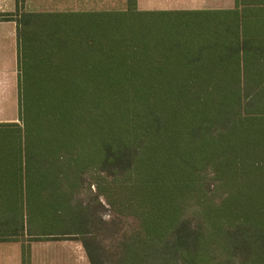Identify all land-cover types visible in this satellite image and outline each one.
Wrapping results in <instances>:
<instances>
[{
	"label": "trees",
	"instance_id": "obj_1",
	"mask_svg": "<svg viewBox=\"0 0 264 264\" xmlns=\"http://www.w3.org/2000/svg\"><path fill=\"white\" fill-rule=\"evenodd\" d=\"M17 14L0 12V20ZM61 14H79L88 23L86 48L99 55L105 47L91 33H103L102 26L124 15L198 17L206 22L207 43L175 67H166L164 60L139 68L99 63L84 71L54 67L22 75L19 60L21 123L0 122V173L11 175L7 184L14 193L4 199L9 206L20 211L25 202L31 234H81L90 264H105L86 212L69 206L77 224H85L74 233L66 231L61 218L60 210L68 206L55 195L61 185L55 170L64 151L68 163H99L113 174L128 173L121 180L125 194L119 207L136 215L143 235L126 237L122 256L111 264H264V53L250 51L229 17L213 20L203 11H138L129 5L120 11L23 17L25 24L33 23L32 31L46 25L45 16ZM107 97L130 100L126 112L108 113L105 119ZM106 124L112 130L109 139L102 130ZM208 166L226 194L218 205L200 202L206 228H193L182 218L179 200L193 191ZM214 240L229 256L216 260ZM23 264H28L25 251Z\"/></svg>",
	"mask_w": 264,
	"mask_h": 264
},
{
	"label": "rangeland",
	"instance_id": "obj_2",
	"mask_svg": "<svg viewBox=\"0 0 264 264\" xmlns=\"http://www.w3.org/2000/svg\"><path fill=\"white\" fill-rule=\"evenodd\" d=\"M31 1V4L26 6L24 5L25 0H18V7L16 8L15 0V11L13 12L19 13L17 16L21 20L20 68L22 75H30L31 69H35L39 73V71L55 69L54 67L66 70L78 66L77 71H84L88 69L90 64L92 66L99 63H102L105 67L109 65L114 67L121 62L128 65V67L139 68L143 66L155 67V64L161 63L160 60H164L163 63L166 67H175L185 62L184 56L186 53L189 56L196 47L207 43L205 41L206 36H204L208 31L205 28L207 27L206 22L199 20L198 17L194 18L190 15L171 17L139 15L131 17V15H124L111 19V24L106 23L105 26H102L103 33L100 31L91 33V35L96 36V43H102L105 47L104 54L99 55L96 52L91 53L87 49L88 47L86 48L88 44L84 40L89 35L87 30L90 29L88 28L90 26L88 23L82 22L81 17H78L79 14L78 16L63 14L45 16L46 25H38L31 31L33 23L25 24L23 17V13L27 9L34 11V13L51 14L69 11V6L65 2H63L64 4L38 5L37 0ZM121 8L120 5H110L111 11H118ZM90 9L95 10L96 6H91ZM80 43L81 49L78 50L77 46H80ZM50 51H54L55 58L57 56V61H55L57 66H52L51 62L53 60L49 57V53L53 54ZM76 53L79 54V58L77 56L79 63L77 64L75 63ZM108 98L104 102L105 119L111 117L108 113H120V116H122V113L126 112L127 103L130 100L127 99V103H125V98ZM73 100L71 94L70 105H72ZM83 101L84 104L88 103L87 99ZM111 107H114L115 110H112ZM0 121L21 123L17 115L0 117ZM108 127L110 126L106 124L102 129L107 139L112 135V130ZM77 152L79 153L80 149ZM60 156L63 158L60 161L57 159L55 171L61 185L59 189L57 188L60 192L57 191L55 195H58L61 201L68 206V209L63 207L64 210H60L61 218L65 222L64 226L67 228L66 231L74 233L77 228L85 227L84 222L77 224L76 215L70 214L69 206L81 207L91 219L89 229L92 231L91 234L96 242H98L99 255L103 256L105 264H111L118 256H122L121 242L126 237H141V233L143 235L136 215L128 214L126 210L119 207V202L122 201L125 194L120 188L121 182L127 180L128 173L113 174L99 163L84 162L77 164L74 160L68 163V155L64 151L59 154ZM59 163H61V166H59ZM3 183L0 180L1 187H3ZM196 185L193 191L179 200L182 209L181 216L187 219L193 228H206V223L202 217V207L208 203L218 205L226 192L218 187L215 172L210 166L200 171V177ZM5 188L7 189L4 192L8 196L14 193L7 183ZM112 202H114V205ZM200 202L203 203V206ZM4 203L0 201V218L4 217L11 222L13 239H22L25 242L24 251L27 256L29 246L33 243L35 246L33 252L37 256L40 253V248L36 247V244L42 242V244H47V255L54 253L56 256H77L78 264H90L81 242V234L39 238L31 234L33 229L30 228V224L27 222L25 202L23 205L20 203V211L13 210L15 207L12 209L8 202ZM211 254L216 256V260L229 256V253L224 250L217 240L211 243Z\"/></svg>",
	"mask_w": 264,
	"mask_h": 264
},
{
	"label": "crops",
	"instance_id": "obj_3",
	"mask_svg": "<svg viewBox=\"0 0 264 264\" xmlns=\"http://www.w3.org/2000/svg\"><path fill=\"white\" fill-rule=\"evenodd\" d=\"M31 2L25 0L24 5H30ZM63 2L69 6L68 12L111 11L110 5L116 4L122 6L118 11L133 5L138 11H203L213 20L229 17L232 30L238 32L236 34L241 38H246L250 51L264 53V0H37L38 5ZM91 6H96V9H90ZM14 11L15 0H0V12ZM25 13L34 11L27 9ZM17 18L19 16L11 20H0V117L18 116L20 26ZM9 179L10 174H1L0 180L4 182V188L0 186L1 203L6 202L3 198L8 196L4 191ZM11 227L10 221L0 218V264H23L25 242L13 239ZM40 243L36 244L40 248L37 256L33 252L34 243L30 244L28 264H78L77 256L47 255V244Z\"/></svg>",
	"mask_w": 264,
	"mask_h": 264
}]
</instances>
